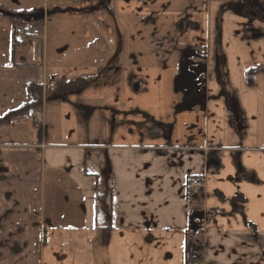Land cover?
I'll return each instance as SVG.
<instances>
[{"label": "crops", "instance_id": "obj_1", "mask_svg": "<svg viewBox=\"0 0 264 264\" xmlns=\"http://www.w3.org/2000/svg\"><path fill=\"white\" fill-rule=\"evenodd\" d=\"M243 1L0 0V264H185L190 244L264 264V79L245 82L264 16ZM48 80L66 89L36 112L27 86Z\"/></svg>", "mask_w": 264, "mask_h": 264}, {"label": "trees", "instance_id": "obj_2", "mask_svg": "<svg viewBox=\"0 0 264 264\" xmlns=\"http://www.w3.org/2000/svg\"><path fill=\"white\" fill-rule=\"evenodd\" d=\"M17 26L24 29L25 23L20 22L16 25V27ZM258 74L262 75L264 79V67H258L255 69L248 70L245 74L246 85L252 87L254 85V78ZM80 80L82 79H78L77 81ZM66 85L67 83L61 80H55V81L48 80L44 87H42L39 84H34V83L29 84L27 86V93L29 96L28 106L31 105L36 112L37 111L39 112L41 109L43 94L45 93L46 95H51L53 93L62 92L66 89ZM80 87H83V85ZM23 114H24V110L13 112L6 118V120L15 117H21Z\"/></svg>", "mask_w": 264, "mask_h": 264}, {"label": "water", "instance_id": "obj_3", "mask_svg": "<svg viewBox=\"0 0 264 264\" xmlns=\"http://www.w3.org/2000/svg\"><path fill=\"white\" fill-rule=\"evenodd\" d=\"M259 1L260 0H244L243 1L242 10L243 11L247 10L249 17H250L249 21H251V22L256 17L262 16V18H263V16H264V4H260ZM251 9H255V12L259 11L260 15L258 14V16H257V13L253 14V13L249 12ZM249 32L250 33H256L255 30H249ZM256 38H260V34L256 35L254 39H256ZM194 79H195V76L193 74H191L190 72H188L186 67L182 70L181 74L178 77L177 89L185 99H188L194 93ZM230 108H234L232 103L230 104ZM211 166L215 167V168L219 166V162L216 159V157H212L211 159L208 160L207 167H211ZM203 216H204L203 214H197V215H194L193 217H191V219H190V230L192 231V234H194L198 229V226L194 223V220L195 219L201 220L203 218Z\"/></svg>", "mask_w": 264, "mask_h": 264}, {"label": "built area", "instance_id": "obj_4", "mask_svg": "<svg viewBox=\"0 0 264 264\" xmlns=\"http://www.w3.org/2000/svg\"><path fill=\"white\" fill-rule=\"evenodd\" d=\"M61 1H70L77 8H81L89 0H61ZM15 34L18 35L22 39H33L39 41L42 39V31L40 28L33 29L31 33H26L23 29H16ZM39 46V44H38ZM202 193V182L197 177H190L184 188V197L187 199L195 198L196 196ZM200 253L197 249L192 245H188L186 249L185 255V264H201Z\"/></svg>", "mask_w": 264, "mask_h": 264}, {"label": "rangeland", "instance_id": "obj_5", "mask_svg": "<svg viewBox=\"0 0 264 264\" xmlns=\"http://www.w3.org/2000/svg\"><path fill=\"white\" fill-rule=\"evenodd\" d=\"M90 1V0H89ZM95 4H97L98 3V1L99 0H92ZM75 9L78 11L79 10V8H77V7H75ZM100 16H102V14L100 15ZM34 24H36V23H34ZM26 33L28 34V33H31V30L30 31H28V30H26ZM101 33H104V30L101 28ZM29 47V46H28ZM103 49V48H102ZM30 50H31V53H33L34 52V47H32V48H30ZM56 55V54H55ZM105 61L106 60H101V62L99 63V65L103 68V67H106V65H107V63H105ZM54 64H56V65H62V61L61 60H57ZM109 64V63H108ZM199 75L198 74H195V81H197V80H199ZM199 87V84L197 85L196 84V86H195V89H197Z\"/></svg>", "mask_w": 264, "mask_h": 264}, {"label": "flooded vegetation", "instance_id": "obj_6", "mask_svg": "<svg viewBox=\"0 0 264 264\" xmlns=\"http://www.w3.org/2000/svg\"><path fill=\"white\" fill-rule=\"evenodd\" d=\"M186 68H187V70H188V72H190L191 73V71H189V68H188V66H186ZM200 68L197 66L195 69H194V71H198ZM192 74V73H191ZM194 83H197L195 80H194ZM195 86H196V84H194V89H195ZM235 113V112H234Z\"/></svg>", "mask_w": 264, "mask_h": 264}]
</instances>
